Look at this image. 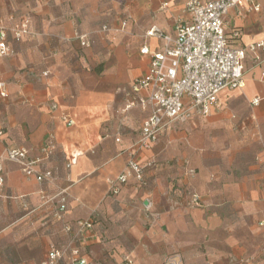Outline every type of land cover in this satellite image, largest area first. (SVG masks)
Returning <instances> with one entry per match:
<instances>
[{
  "label": "crops",
  "instance_id": "crops-1",
  "mask_svg": "<svg viewBox=\"0 0 264 264\" xmlns=\"http://www.w3.org/2000/svg\"><path fill=\"white\" fill-rule=\"evenodd\" d=\"M185 4L0 0V26L13 50L0 57V83L8 92L0 96V155L25 148L31 157H41L49 142L53 153L43 164L58 178L54 184L39 183L18 164L4 163L0 264L44 261L50 244L62 239L49 202L62 190L68 194V222L94 221L84 244L91 262L163 264L177 256L186 264H264V149L241 172L228 165V152L222 155L223 143L236 145L239 132L264 135V62L257 64L249 55L246 87L221 92L209 116L193 119L200 126L174 123L150 149L135 148L148 113L124 109L133 83L150 64V55L141 50L162 49L163 41L148 32L172 33L178 20H189ZM24 21L28 33L16 43L12 29ZM263 27L264 11L235 7L226 18L228 32H241L237 46L261 40ZM19 67H25L24 75ZM257 97L261 101L254 106ZM243 109L250 111V126H231ZM64 115L74 124H65ZM252 139L264 147V138ZM131 157L153 162L145 170L146 183L132 180L114 194L110 181ZM69 158L74 164L67 169Z\"/></svg>",
  "mask_w": 264,
  "mask_h": 264
},
{
  "label": "built area",
  "instance_id": "built-area-1",
  "mask_svg": "<svg viewBox=\"0 0 264 264\" xmlns=\"http://www.w3.org/2000/svg\"><path fill=\"white\" fill-rule=\"evenodd\" d=\"M235 7L249 13H261L264 11V0H186L189 20H178L172 33L157 29L148 32V35L161 39L163 47L160 51L141 50V53L150 55V64L145 75L133 83V97L124 109L129 112L140 108L148 113L136 149H150L167 126L209 116L212 108L218 106L219 94L224 90L244 89L245 60L249 55L257 64L264 62V37L246 46H237L235 42L241 37L240 30L227 31L226 18ZM122 25L124 27L125 22ZM103 29L110 30L107 26ZM12 32L14 39L20 41L28 33V21L15 26ZM82 45H85L83 40ZM12 54L7 29L0 26V57ZM7 95V85L1 82L0 96L6 98ZM260 101V97L254 98L252 104L257 106ZM62 119L67 125L74 124L68 115ZM41 151L42 156L37 158L31 157L25 148H10L1 154L0 187L5 182V162L18 164L27 178L54 184L58 179L56 173L43 164L51 157L53 147L47 142ZM152 163L141 164L131 157L125 170L110 181L113 193H118L121 185L132 180L138 185H145V170ZM73 164V158H69L67 169ZM189 173L194 174V171L189 170ZM49 202L54 206L53 220L59 226L62 239L50 244L41 264H97L89 260L84 250L87 233L94 230V221L90 218L74 223L66 220V190L57 193ZM122 264H131V261L126 259ZM163 264L186 263L180 257L170 256Z\"/></svg>",
  "mask_w": 264,
  "mask_h": 264
},
{
  "label": "rangeland",
  "instance_id": "rangeland-1",
  "mask_svg": "<svg viewBox=\"0 0 264 264\" xmlns=\"http://www.w3.org/2000/svg\"><path fill=\"white\" fill-rule=\"evenodd\" d=\"M123 1L126 2L127 0H123ZM21 41H16V43H21ZM16 69L20 75L25 74V67H21V68L19 67ZM248 113L250 114V111H248L246 109L241 110V114L239 115V117L232 118L231 126H250L247 123V118L249 117ZM16 115H18V114H16ZM237 119H238V121H236ZM192 121H193V119H190L189 121L184 122L183 124L187 125V123H188V124H190L189 126H200L199 122L192 123ZM24 125H25V123H24ZM254 126H260V125H258L256 123ZM261 126H264V125L261 124ZM225 136H227V134ZM237 138H238V140L233 138L231 141V142H235V140H236V143H237L236 145L232 144V146H230L229 140L225 143V144H227L226 146L223 143L222 155H224L226 152H228V153H226V155H228V160L230 163L229 164L227 163V164L230 166V168L232 170H234L236 172H241V171L248 170L247 168H248V166H251V162L253 160L256 162L257 157L261 154V152L264 149V147L261 144L257 145V144L251 143V141L253 140L252 138H259L260 140H263L264 135L262 132L257 130V132L253 136L249 135L248 137H246L245 133L239 132ZM245 138H247V141H244ZM226 155H225V157H226ZM175 188L181 190V187L179 185H176ZM108 246L112 247L113 244H109ZM114 248H116V247H114Z\"/></svg>",
  "mask_w": 264,
  "mask_h": 264
}]
</instances>
